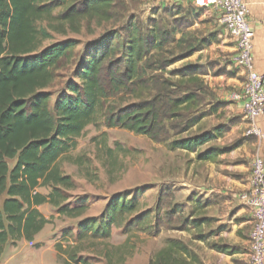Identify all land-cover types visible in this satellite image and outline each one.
Wrapping results in <instances>:
<instances>
[{
    "label": "trees",
    "instance_id": "1",
    "mask_svg": "<svg viewBox=\"0 0 264 264\" xmlns=\"http://www.w3.org/2000/svg\"><path fill=\"white\" fill-rule=\"evenodd\" d=\"M53 1L66 3L0 0V257L6 245L32 242L52 223L53 215L46 217L39 211L41 206H51L58 216L71 219L84 215L85 202L72 207L66 204L65 192L75 185L62 173L59 161L77 148L78 139L98 113L107 128L119 127L154 143H167L171 151L195 153L197 161L209 162L215 154L228 151L210 147L200 152L202 146L218 137V128L190 134L206 116L222 107V103L210 101L214 92L202 79L204 71L197 64L185 63L167 76L157 74L182 62L199 47L182 36L176 38L190 25L180 16L168 26L156 21L146 34L131 18L119 41L117 34H110L91 42L85 62L75 70L78 82L67 81L65 91L50 107V94L45 89L55 72L72 59L77 42L68 38L39 50L48 34L37 23L54 20L78 33L81 23L112 20L116 5L115 0H81L53 16ZM166 46L175 51L171 60L155 54ZM126 96L129 102L124 105L107 102ZM204 105L209 107L207 111L201 109ZM225 131L218 130L220 134ZM41 189L49 192L41 193ZM144 191L135 189L129 195L111 196L98 218L78 220L75 240L108 239L112 228L126 218L127 226L148 227L149 212L140 211L138 202ZM168 197L173 198L171 192ZM169 213L171 220L173 210ZM180 219L176 228L182 231L186 219ZM72 239L71 232L64 231L61 243ZM59 245H54L56 255ZM64 264L88 263L70 252ZM149 264H199V260L183 243L170 240Z\"/></svg>",
    "mask_w": 264,
    "mask_h": 264
},
{
    "label": "rangeland",
    "instance_id": "2",
    "mask_svg": "<svg viewBox=\"0 0 264 264\" xmlns=\"http://www.w3.org/2000/svg\"><path fill=\"white\" fill-rule=\"evenodd\" d=\"M80 1L66 0V3L53 1L50 5L52 15L60 14L67 5ZM159 1L115 0V13L112 20L99 24L81 23L78 33L71 32L54 20L37 23V27L40 30L45 29L48 34L47 39L41 41L39 50L68 38L77 42L72 59L55 72V78L45 89L50 94V107L65 91L67 81L78 82L75 78V70L85 62L87 48L91 42L110 34H117L119 41L121 37L123 38L125 23L131 18L137 21L144 34L151 26L157 24L156 21L168 26L172 18L168 13L164 14L157 9L160 7L157 5ZM164 1L165 6H168L177 4L179 0L176 3ZM174 52L173 47L166 46L161 52L155 54L161 55L163 60H171ZM183 64L185 62L174 63L157 74L167 76L169 71ZM217 72L218 70L213 72L211 69L212 77ZM235 74H237L234 75L235 79L243 80L239 71L235 70ZM213 95L214 100H210L212 104L217 102L215 93ZM121 98L117 97L115 100L120 104H116L112 98L107 102L113 105H124L129 102L127 96ZM208 108L204 105L201 109L207 111ZM217 119L218 116L207 117L199 124L197 130L193 129L190 134H195L204 128L211 129ZM186 158L187 155L182 152H172L167 143H154L145 136L119 127L107 128L102 114L98 113L95 122L89 125L78 139L77 148L59 161L62 173L70 176L75 185L73 190L65 192L66 204L72 207L77 202L83 201L87 207L86 212L80 218L71 219L58 216L51 206H41L39 211L42 214L46 217L53 215L52 223L46 225L32 242L21 240L14 247L6 245L0 257V264H64L70 252L76 253L77 258L88 264H149L155 254L165 247L168 238L186 239L185 235L176 230V226L180 224V218H183L186 213L181 216H174L171 213L170 220L169 212H171L174 197L172 199L168 197L170 192L168 183L172 181V175L174 171H177V166L179 172H182L183 167L180 166ZM135 189L145 190L138 202L140 211L148 210L149 212L148 227L127 226L125 220L128 218H126L123 223L112 228L108 239L75 240L76 223L79 219L98 218L111 196L122 193L129 195ZM40 192L46 194L49 189H41ZM160 199L162 201L157 208ZM176 200L183 201V195L178 196ZM64 231L71 232L73 239L61 243ZM56 242L61 244L59 255H56L54 248Z\"/></svg>",
    "mask_w": 264,
    "mask_h": 264
},
{
    "label": "crops",
    "instance_id": "3",
    "mask_svg": "<svg viewBox=\"0 0 264 264\" xmlns=\"http://www.w3.org/2000/svg\"><path fill=\"white\" fill-rule=\"evenodd\" d=\"M243 1L253 31V69L264 76V0ZM164 2L160 0L157 4L159 11L165 10L170 17L175 14L172 19L180 16L183 22H190L176 38L182 36L192 46H199L182 62L197 64L204 71V83L215 93V100L222 103L215 113L203 119L218 116L211 129L218 128L215 133L219 135L202 146L200 152L210 147L228 149L215 154L209 162L197 161L195 153L175 150L187 158L180 166L182 172L177 166L168 188L174 197L172 214L186 213V229L176 228L186 239L168 238L167 241L183 243L197 255L199 264H249L248 239L252 227L249 178L253 158L258 156L264 163V136L257 139L245 134L247 124L241 101L244 77L232 62L234 41L222 24L219 12L208 0H179L176 6H165ZM211 69L218 70L213 77ZM235 70L243 77L242 81L234 78ZM257 125L264 135V114L258 118ZM224 128L226 131L220 134ZM181 194L183 201L178 202L176 198Z\"/></svg>",
    "mask_w": 264,
    "mask_h": 264
},
{
    "label": "built area",
    "instance_id": "4",
    "mask_svg": "<svg viewBox=\"0 0 264 264\" xmlns=\"http://www.w3.org/2000/svg\"><path fill=\"white\" fill-rule=\"evenodd\" d=\"M220 14V20L233 38L234 66L244 77L241 101L247 124L246 136L262 139L257 120L264 114V76L253 69V31L247 20V6L243 0H208ZM248 204L252 227L248 239L249 264H264V163L258 156L251 163Z\"/></svg>",
    "mask_w": 264,
    "mask_h": 264
}]
</instances>
